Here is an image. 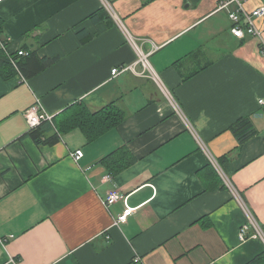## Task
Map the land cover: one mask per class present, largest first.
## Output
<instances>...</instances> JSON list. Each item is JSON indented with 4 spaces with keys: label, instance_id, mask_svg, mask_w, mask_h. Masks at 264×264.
Instances as JSON below:
<instances>
[{
    "label": "crops",
    "instance_id": "0c3cea01",
    "mask_svg": "<svg viewBox=\"0 0 264 264\" xmlns=\"http://www.w3.org/2000/svg\"><path fill=\"white\" fill-rule=\"evenodd\" d=\"M110 1L117 17L102 0L0 3L9 44L0 52L37 58L0 72V264L250 263L264 243L240 239L247 217L205 152L264 227V18L261 38L240 39L217 12L222 0ZM130 38L146 54L158 47L149 57L157 79L112 76L138 60ZM112 103L124 120L97 139L75 129L48 144L52 127L42 144L31 136L26 112L37 105L55 118L75 104L97 113ZM243 119L255 133L241 143L232 129ZM114 154L116 168L127 166L115 176ZM111 190L136 209L119 226L125 203L107 209Z\"/></svg>",
    "mask_w": 264,
    "mask_h": 264
},
{
    "label": "built area",
    "instance_id": "2783aa9c",
    "mask_svg": "<svg viewBox=\"0 0 264 264\" xmlns=\"http://www.w3.org/2000/svg\"><path fill=\"white\" fill-rule=\"evenodd\" d=\"M4 0H0V3ZM248 0H222L217 8V12L220 11H226L228 14V17L232 23V33L237 38H243L246 33H249L252 36L261 38V31L259 30L256 21L260 18H264V7H260L254 11H248L245 8V4ZM104 7L107 9L109 14L112 17L116 16V13L114 12L113 6L111 4L110 0H102ZM117 17V16H116ZM131 44L135 46V49L137 51L138 60L134 65H129L127 67H123L122 69L115 68L112 71V76L116 77L122 72L125 71H131L135 74H145V73H151L154 79H157V75L153 73V70L151 69V65L149 62V57L152 53L158 50V47H154L153 51L149 54H146L142 51V49L138 46L137 42L130 38ZM8 42L3 41L0 38V47L1 50H4L8 52ZM5 53V52H4ZM30 56V53L19 49L15 55L9 54L8 58L10 60L11 65L16 68H18V64L21 60V58H27ZM137 66H141L143 68L142 73H138L136 71ZM169 100L173 107L175 108L176 112L183 116V112L178 105V103L175 101V99L172 96H169ZM261 105H264V100L260 101ZM41 109L40 106H35L28 110L26 112V118L28 120V124L31 129L39 127L43 122H52L53 117L49 114L42 113L39 114V110ZM186 123L188 124V127L192 130L191 125L189 124L188 120H186ZM199 144L201 148H203L205 151V145L202 141L199 140ZM209 158V161L211 165L215 168L217 174L219 175L220 179L223 182V185L230 190L233 197L238 201L240 204L245 216L247 217L248 223H246L240 230V239L245 240L247 238H255V239H261L264 243V227L259 225V223L256 221L254 216L252 215V212L250 208L247 206V204L244 202L242 197L240 196L237 189L234 187L233 182L230 178V176L226 173L225 169L222 167L218 159L213 157L208 151L205 152ZM83 151L77 150L73 154V158L75 160H79L83 157ZM110 179V178H108ZM119 201H124L125 203V209L122 214L119 215L117 219L114 220V225L119 226L122 224H125L128 222V219L134 215V212L136 209L129 207L127 205V197L122 195L117 190H111L107 198L104 201V205L107 209H109L111 206L116 204Z\"/></svg>",
    "mask_w": 264,
    "mask_h": 264
},
{
    "label": "trees",
    "instance_id": "16d2710c",
    "mask_svg": "<svg viewBox=\"0 0 264 264\" xmlns=\"http://www.w3.org/2000/svg\"><path fill=\"white\" fill-rule=\"evenodd\" d=\"M4 32V23L0 19V38ZM27 58L30 59V62L37 61L35 53H30V56ZM22 61L23 59L18 64L20 71L25 69V65ZM47 65V62L41 63L39 68L37 66V72L44 70ZM4 67H11V63L9 58L5 56L4 53H2L0 56V72H3L2 69ZM123 120L124 114L119 106H117L115 103L110 104L97 113H91L84 104H75L65 110L61 115L55 118L53 117L52 122H43L39 127L32 129L31 136L38 144H42L43 138L47 134L45 129L52 127L55 130V135L49 138L47 143L55 144L60 141L61 135L75 129H81L92 141L97 139L106 131L117 128L123 122ZM232 131L241 143H244L253 135V133H255L254 126L249 119H243L239 121V123L233 127ZM108 158H111L112 163H110L112 165H109L108 168L109 172L113 176L127 167L116 168V164L119 161L116 158V154L111 155ZM248 264H264V252Z\"/></svg>",
    "mask_w": 264,
    "mask_h": 264
}]
</instances>
